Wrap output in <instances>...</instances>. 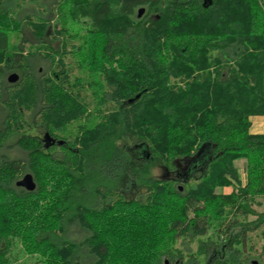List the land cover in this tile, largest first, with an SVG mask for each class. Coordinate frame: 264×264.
<instances>
[{"label":"trees","instance_id":"obj_1","mask_svg":"<svg viewBox=\"0 0 264 264\" xmlns=\"http://www.w3.org/2000/svg\"><path fill=\"white\" fill-rule=\"evenodd\" d=\"M28 4L0 0V264H264V0Z\"/></svg>","mask_w":264,"mask_h":264},{"label":"rangeland","instance_id":"obj_2","mask_svg":"<svg viewBox=\"0 0 264 264\" xmlns=\"http://www.w3.org/2000/svg\"><path fill=\"white\" fill-rule=\"evenodd\" d=\"M54 2H56V0H43V4H41V5H37V6H35L37 9H38V11L32 6V5H30V4H28L27 5V10L25 11V12H22V13H20L19 15H20V17H23L25 14H32V15H36V14H38V13H40L39 11H41L42 13H46V11H45V9H44V3H46L47 5H50V13H49V16L50 17H52V18H54L53 17V13H51L52 12V6L54 5L53 3ZM32 4V3H31ZM146 8V7H145ZM145 13H147V8H146V11H145ZM144 13V14H145ZM143 14V15H144ZM11 40H12V44L13 43H16V41H17V36L15 35V34H12V36H11ZM49 62H46V61H42V62H40L39 63V68H41V70H45V69H47L48 67H49ZM255 119V118H254ZM0 123H1V115H0ZM70 133H73L74 131H75V124H73V125H71L70 126V128H69V130H68ZM14 150H15V153L17 154V155H19V156H22L24 153H23V151L20 149V148H18V149H16V145H15V147H14ZM7 151H9L8 149H7ZM14 153V154H15ZM237 165L241 168V169H243L244 168V166H245V161H243V160H240V161H238L237 162ZM152 173L154 174V175H160V174H162V170L160 169V168H155L153 171H152ZM232 190V188H226L225 189V191L226 192H229V191H231ZM261 202H262V205L261 206H259L258 208H259V210L260 211H262V212H264V198H262L261 199ZM251 218H254V217H251ZM74 238L75 239H78V238H80V235H79V233H76L75 231H74ZM72 236V237H73ZM258 240H261V243H262V238H261V234L260 235H258V236H255V241H257V246L258 247H260L261 246V243L260 244H258ZM15 251L16 252H18V259H17V261L15 262V264H33V263H30V260H29V257L23 252V251H21V250H19V248H16L15 249Z\"/></svg>","mask_w":264,"mask_h":264},{"label":"water","instance_id":"obj_3","mask_svg":"<svg viewBox=\"0 0 264 264\" xmlns=\"http://www.w3.org/2000/svg\"><path fill=\"white\" fill-rule=\"evenodd\" d=\"M145 11H146V8L144 6L140 7L137 11L138 17L141 18L143 14L145 13ZM7 79L10 83H15L20 79V75L17 72H12L8 75ZM45 139L46 140L50 139V135L48 133L45 134ZM17 185L27 190H30V191L35 190L37 187V183L34 179V176L31 173H27L21 179H19L17 181Z\"/></svg>","mask_w":264,"mask_h":264},{"label":"flooded vegetation","instance_id":"obj_4","mask_svg":"<svg viewBox=\"0 0 264 264\" xmlns=\"http://www.w3.org/2000/svg\"><path fill=\"white\" fill-rule=\"evenodd\" d=\"M12 72H15V71H12ZM12 72H10V73H12ZM18 73H19V71H17ZM35 132H39V134L42 136V140H43V143H44V146H45V149H47V150H52L53 149V147L55 146V145H60V144H64V139H62V138H60L59 136H57V135H50V139L49 140H46L45 139V133H46V131L45 130H43V129H40V128H37L33 123H32V126L30 127V130H29V133L31 134H35ZM52 141H54V142H52ZM63 141V142H62ZM16 149H18V148H16ZM9 151V154L12 156V158H14L13 157V154L15 153V150H14V148H11V149H8ZM24 176V175H23ZM22 176V177H23ZM21 177V178H22ZM20 178V179H21ZM21 187V186H20Z\"/></svg>","mask_w":264,"mask_h":264},{"label":"crops","instance_id":"obj_5","mask_svg":"<svg viewBox=\"0 0 264 264\" xmlns=\"http://www.w3.org/2000/svg\"><path fill=\"white\" fill-rule=\"evenodd\" d=\"M251 131L253 133H264V117H256L253 120Z\"/></svg>","mask_w":264,"mask_h":264}]
</instances>
